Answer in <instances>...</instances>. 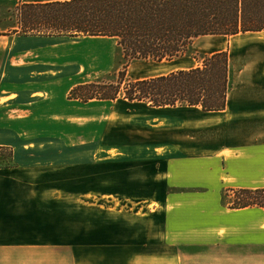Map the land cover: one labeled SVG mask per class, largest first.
<instances>
[{
  "label": "rangeland",
  "instance_id": "374dc122",
  "mask_svg": "<svg viewBox=\"0 0 264 264\" xmlns=\"http://www.w3.org/2000/svg\"><path fill=\"white\" fill-rule=\"evenodd\" d=\"M46 1L53 0H0V33L8 34L4 35L6 39L0 38V42L7 40L4 45L7 46L10 40L8 47L12 51L14 66L29 69L0 70V79L5 83L6 91H11L13 97L7 101L10 102L8 105H4L6 102L0 105V167L7 165L8 162H12L14 166H38L54 161L66 163L69 158L74 160L70 163L79 164L82 161L81 164L91 167L86 170L77 166L78 169L76 168V171L69 176L58 171L46 172V168V171H39L38 175H34L51 182L59 180L63 183V179H70L71 184L68 186L60 183V190L57 193L76 195L77 201L75 205L67 203L60 205V229L57 231L58 235H54V244H51L54 246L49 247V243L29 246L30 248L24 250V264H264L263 211L256 207L241 212L230 211L233 193L227 191L230 189L229 183L237 181L232 178L225 179L223 183L224 175L220 178L219 172L217 175L212 173L214 162L211 154L214 149L220 147V142L235 143L236 138H227L225 134H220V122L201 123L211 114L196 108H163L150 111L145 116H140L141 112L140 117L134 116L128 119L121 115L124 110L121 99L114 104L108 103L102 108L93 107V109L83 108V102L77 100L79 103L73 110L77 121L71 124V128L69 127L73 135L69 157L64 155L61 157L64 160H59V155L52 150L68 144L61 138L63 123L45 122L43 125L45 137L35 131L34 135L30 133L31 138H24V89L15 91L9 86L10 83H19L18 78L24 85L26 72L32 78H44L45 82L53 77L52 70H44L47 69L44 63L53 58L52 54L42 52L52 48L53 45L47 42L60 41L62 48L74 49V52L68 55H60V58L68 57L63 60L70 61L69 66H71L70 70H59L61 76L73 74L79 80L116 83L126 64L121 48L114 41L32 40L10 34L16 26L15 7L18 4ZM43 42L44 44H39ZM71 42H76L77 47L71 45ZM67 44H70V48ZM250 44L252 43L246 45V50L251 47ZM258 46L253 52L256 56L257 53L261 55L262 70L259 75H254L257 79L250 78L249 83L252 87L260 89L263 109L264 45ZM80 49L88 52L83 56L78 52ZM89 51L92 56L88 55ZM202 51L203 48L197 43L192 49L197 59L186 57L182 61L169 63L167 61L130 62L124 70L125 80L156 77L172 70L199 66L202 64ZM4 58L5 53H0V63L3 64ZM45 86L57 89L61 85L52 86L46 83ZM3 93L5 92H0V97ZM66 98L71 99L70 92ZM112 105L115 108L113 117L118 119L120 124L129 123L131 128L136 129L143 123L151 130H157L153 131L156 132L155 134L150 133V136L158 144L163 142L165 136L174 142L166 159L172 161L167 167L163 166L161 171L156 173V177L155 172L146 171L144 168L146 166L132 165L130 161H125L124 156H120L124 159L111 156L108 158V164L102 165L105 159L101 155V143H98V151L94 156L84 155L88 147V143H84L85 138L88 142L92 141V146H95L96 138L104 125L101 117ZM85 115L92 116L91 123L85 122ZM246 127L250 134V138L245 140L246 168L254 177L259 169L264 172V112L262 122H253ZM59 133V139H55ZM108 147L119 149L123 145L119 144L115 147L111 141L106 140L105 150ZM26 151L29 154H25ZM88 157H93V161H88ZM142 168H144L142 172H147L145 174V178H149L147 182L156 178L150 186L142 184L144 183L140 179ZM217 171H220V166H217ZM252 185L255 188L264 187V178L253 179ZM157 200L161 203H155ZM149 212L155 215L164 212L166 215L146 222L144 218L149 216ZM131 213H135L136 216ZM226 215L230 216L231 221L229 226L232 230L229 235L217 236L215 243L213 237L197 235L198 228L212 227L214 221L218 222L219 218ZM133 227L139 231L140 244L149 242L146 244L149 249H137V244L132 243L134 236L131 228ZM158 227L168 230L166 234L168 237L166 238L165 234L157 235L163 240L157 243V249H153L151 247L156 244L150 243L152 240L149 237L152 238Z\"/></svg>",
  "mask_w": 264,
  "mask_h": 264
},
{
  "label": "crops",
  "instance_id": "0c3cea01",
  "mask_svg": "<svg viewBox=\"0 0 264 264\" xmlns=\"http://www.w3.org/2000/svg\"><path fill=\"white\" fill-rule=\"evenodd\" d=\"M0 38L6 39L5 36H0ZM26 38H31L32 40L39 39L55 41L60 39H67L69 41L83 39L82 42L90 40L114 41L117 45L116 41L111 38L64 36H27ZM0 43V53H5L3 64L0 63V70H29L27 67H24L23 69L14 66L12 51L8 47L9 43H11L10 40H8L7 46H4L7 43V40H4V42ZM47 43L53 45L52 48H48V50L42 52H48L52 54L53 58L51 61L44 63L47 67V69L44 70H52L54 73L53 77L49 78L47 82H45L44 78H32L29 77L28 73L26 72V76L24 77V85L20 83L22 80L18 78L17 82L19 83H10L9 88H13L15 91H20V88L24 89V138H31L30 136L34 135L36 132L39 135L43 134L42 136L45 137V134L43 133V125L45 122L64 124L63 132H61V138L68 144H66L64 147L61 146L52 148L53 152L59 155V160H64L61 159L62 156L65 155L69 157L71 155L70 149L73 144V135L69 131V127L71 128V124L76 123L77 121V117L73 110L79 103L77 100H69L66 97L74 86L90 82L82 79L79 80L77 77L73 76V74L72 76H69V74L67 76H61L59 70H70L71 66H69L70 61L63 60L68 57L60 58V55H68L69 53L74 52V49L72 48L69 50L67 48H62L63 46L60 41ZM197 43L198 46L204 50L202 51L203 56H210L219 52H227L229 61V90L225 108L217 112H204L211 114V116L204 118L201 123L215 124L220 122V134H225L227 138L234 137L236 138V141L235 143H232L231 141H228V143L220 142V147L218 149H214L211 154L212 160L214 162L212 173L217 175V172H219L218 174H220V178H223L222 175H224L225 178L222 179L223 183L225 179L230 180L234 178L237 182L231 181L229 183L230 188H255L252 185L253 179L264 178V172L262 169H259L257 171V175L253 177V173L251 171H247V146L245 140L248 137L250 138V134L246 126L253 122H262V113L264 112V108L262 109L260 102V89L255 88L254 86L252 87L249 83L250 78L257 79L254 77V75H259L260 70H262L261 55L257 53L258 55L256 56L253 51L259 47V44L264 45V31L240 33L233 36H203L197 38L194 41L192 49L195 48ZM249 43H252L250 44L251 47L246 50V45L248 46ZM39 44L42 45L44 42ZM67 45L69 46L68 48H70V44ZM71 45H75L76 48L78 44H76V42H71ZM78 52L84 56L88 51L86 52L85 49H80ZM88 55L92 56L91 51H89ZM182 59L184 58L167 62L182 61ZM106 61L108 62L107 58ZM195 67H198V65L190 68ZM254 70L259 71L257 72ZM146 78H140L137 80ZM46 83L52 86H61L57 89L46 88ZM0 85V92H5L3 95H1L2 97H0V105H3L5 102L6 103L4 105H8L10 102L7 103V101H10V98L12 97V94H10L11 91H6L5 83L2 82V79H0ZM118 99L123 101L121 105L124 107V110L121 112V115L128 119L134 116H139L141 112L142 114L140 116H145V114L150 111L154 112V110L157 111L163 109V107H150L143 102H129L122 98ZM118 99L115 101L92 100L87 103H83L82 106L83 108L88 107L91 109H93V107L102 108L108 103H116ZM114 111L115 108L114 105H112L108 107L106 112L102 115L101 119L104 121V125H102L100 135L96 138L97 140L95 146H92V141L88 142V140L85 138L84 143H88V147H86L84 155L94 156V154H96L98 151V143H101V155L106 161H103L102 165L108 164V158L111 156H116L117 159L125 158V161H130L132 165H139L138 167L143 165L146 166L144 167L146 171L150 173L155 172L156 177V173L160 172L163 166L167 167L169 165L168 163L172 161H167L166 159L168 158V152H170L173 148L174 142L165 136L164 140H162L163 142L158 144V142L152 140L150 136V133H156L153 132L157 131L156 129L151 130L150 127L143 123L138 125V128L136 129L131 128L129 123L120 124V121L113 117ZM116 113L118 114L117 110ZM84 120L86 123H91L92 116L85 115ZM116 122L118 123L115 124ZM39 130H41V133H39ZM30 133L33 134L30 135ZM59 137L60 133L55 137V139H59ZM106 140L108 142L111 141L115 147L119 144H122L123 147L119 149L118 147H108L107 150H105L104 147ZM27 151L25 154H29ZM120 156H124V158H121ZM210 159L211 158H209V160ZM89 160L93 161V157H88V161ZM67 161L68 162L66 163H57L56 161L47 162L38 164V166H14L12 162H8L7 166L0 167V264H24V250H27L26 248H30L29 246H38V244L48 243L49 247L54 246L51 245L54 244V235H58L57 231L60 229V205L62 203L75 205L77 197L76 195H72L70 193L62 195L57 193L58 190H60V183H62L59 180L51 182L42 179L41 176L39 178L34 177V175H38L39 171H46V168V172L58 171L60 174L69 176L72 172L76 171L77 166L84 167L86 170L91 167L90 165L85 166L81 164L82 161L79 164L78 162L70 163V161H74L72 158L67 159ZM217 166H220V171H217ZM153 167L154 170H152ZM144 168L141 169L140 179L142 182H144L142 184L150 186L152 182L156 181V178L150 182H147V179L149 178H145V174L147 172H142ZM75 178H73V180ZM222 180H220V182H222ZM70 184V179H63V183L61 185L68 186ZM46 187L49 189H45ZM155 203L161 202H158L157 200ZM229 210L241 212L245 209ZM131 214L136 216L135 213ZM161 215H166V213L163 212L155 215L152 212H149V216L144 218V220H146V222H151ZM229 217V215L222 216L219 218L218 222L214 221L212 227L203 226L198 228L197 235L207 238L213 237V241L217 236L229 235L230 231L232 230V228L229 226L231 222ZM135 218L138 219V217ZM131 229L134 236L132 243L137 244V249H149L150 247L146 245L149 242L141 245V236L139 235V231L135 227ZM167 231L158 227V231L152 235V238L149 237L152 240H149L151 241L150 243L156 244V246L151 248L157 249V243L163 240L157 235L165 234L167 238ZM215 242L216 241H214V243Z\"/></svg>",
  "mask_w": 264,
  "mask_h": 264
},
{
  "label": "trees",
  "instance_id": "16d2710c",
  "mask_svg": "<svg viewBox=\"0 0 264 264\" xmlns=\"http://www.w3.org/2000/svg\"><path fill=\"white\" fill-rule=\"evenodd\" d=\"M15 12L12 35L116 41L126 61L119 80L75 86L70 98L83 103L122 98L156 108L221 111L229 90L227 52L203 56L195 68L141 80H125L124 70L133 61L197 59L192 45L199 37L264 31V0H53L23 2ZM227 192L233 193L230 209L256 207L264 213V187Z\"/></svg>",
  "mask_w": 264,
  "mask_h": 264
}]
</instances>
